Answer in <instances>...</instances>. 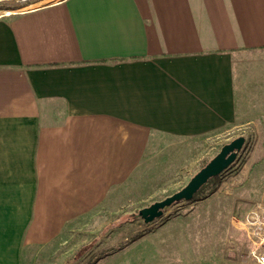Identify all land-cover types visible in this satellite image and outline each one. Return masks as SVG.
<instances>
[{
  "label": "crops",
  "instance_id": "crops-1",
  "mask_svg": "<svg viewBox=\"0 0 264 264\" xmlns=\"http://www.w3.org/2000/svg\"><path fill=\"white\" fill-rule=\"evenodd\" d=\"M247 126L264 127V0L0 13V264L76 233L154 135Z\"/></svg>",
  "mask_w": 264,
  "mask_h": 264
},
{
  "label": "rangeland",
  "instance_id": "rangeland-1",
  "mask_svg": "<svg viewBox=\"0 0 264 264\" xmlns=\"http://www.w3.org/2000/svg\"><path fill=\"white\" fill-rule=\"evenodd\" d=\"M58 0H0V13ZM230 127L187 138L154 135L136 173L25 264H257L264 254V127ZM245 143L236 160L188 202L144 224L138 211L182 189L233 138ZM182 139V140H180ZM256 218L249 220L248 216ZM135 216V217H133ZM74 229V228H72ZM264 242V241H263ZM40 252V251H37Z\"/></svg>",
  "mask_w": 264,
  "mask_h": 264
},
{
  "label": "water",
  "instance_id": "water-1",
  "mask_svg": "<svg viewBox=\"0 0 264 264\" xmlns=\"http://www.w3.org/2000/svg\"><path fill=\"white\" fill-rule=\"evenodd\" d=\"M245 143L244 137L240 136L222 146L220 151L179 191L155 201L147 207L141 208L137 217L144 224H150L163 215V210L179 202L191 201L200 188H202L211 178L221 175L236 160L238 152Z\"/></svg>",
  "mask_w": 264,
  "mask_h": 264
},
{
  "label": "built area",
  "instance_id": "built-area-1",
  "mask_svg": "<svg viewBox=\"0 0 264 264\" xmlns=\"http://www.w3.org/2000/svg\"><path fill=\"white\" fill-rule=\"evenodd\" d=\"M255 218H256V217H255L254 215H252V216H251V215L248 216V219H249V220H253V219H255ZM263 241H264V238H262L260 244L264 243ZM254 258H255L257 264H264V254H263V253L260 254V255H254Z\"/></svg>",
  "mask_w": 264,
  "mask_h": 264
},
{
  "label": "trees",
  "instance_id": "trees-1",
  "mask_svg": "<svg viewBox=\"0 0 264 264\" xmlns=\"http://www.w3.org/2000/svg\"><path fill=\"white\" fill-rule=\"evenodd\" d=\"M218 177H219V176L214 177V178H211V179H209V181H213V180L217 179ZM133 217H135V216H133Z\"/></svg>",
  "mask_w": 264,
  "mask_h": 264
}]
</instances>
